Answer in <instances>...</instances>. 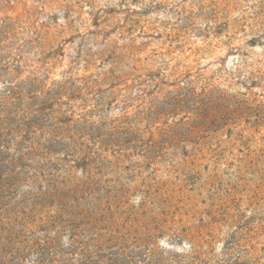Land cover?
Instances as JSON below:
<instances>
[{
	"label": "rangeland",
	"instance_id": "obj_1",
	"mask_svg": "<svg viewBox=\"0 0 264 264\" xmlns=\"http://www.w3.org/2000/svg\"><path fill=\"white\" fill-rule=\"evenodd\" d=\"M0 133V264L74 230L264 264V0H0Z\"/></svg>",
	"mask_w": 264,
	"mask_h": 264
},
{
	"label": "trees",
	"instance_id": "obj_2",
	"mask_svg": "<svg viewBox=\"0 0 264 264\" xmlns=\"http://www.w3.org/2000/svg\"><path fill=\"white\" fill-rule=\"evenodd\" d=\"M81 230L85 234L90 233V230ZM75 231L70 235L66 251L49 249L46 256L43 248L34 250V247L33 249L28 246L23 250L15 251L10 261L12 264L16 262L23 264L30 251L36 254V259L28 264H195L204 261L201 259V253L195 250L191 254L160 252L156 248L149 247L148 237L142 235L132 236L129 239L123 235L100 237L93 234L81 240ZM73 257L74 263L71 262Z\"/></svg>",
	"mask_w": 264,
	"mask_h": 264
}]
</instances>
